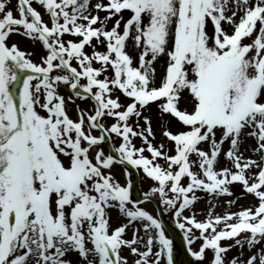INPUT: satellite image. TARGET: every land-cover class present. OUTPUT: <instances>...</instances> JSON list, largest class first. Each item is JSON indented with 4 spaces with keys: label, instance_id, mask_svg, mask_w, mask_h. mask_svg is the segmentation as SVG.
Wrapping results in <instances>:
<instances>
[{
    "label": "rangeland",
    "instance_id": "1",
    "mask_svg": "<svg viewBox=\"0 0 264 264\" xmlns=\"http://www.w3.org/2000/svg\"><path fill=\"white\" fill-rule=\"evenodd\" d=\"M26 1L38 11L41 29L56 28L57 35L49 41L60 51H67L75 43V34L89 38L98 31L115 33L107 39L91 37L77 58L85 69L97 67L101 71L100 77L89 72L79 78V84L100 96V123L106 130L114 133L124 127L121 95L126 99L140 94L154 96L170 83L174 88L161 102L168 100L170 110L182 120L204 117L193 128L180 126L178 121L169 125L164 103L159 107L161 102L157 101L147 109L139 107V115L133 117L134 125L137 123L141 129L149 121V133L143 138L121 140L114 135L113 146L120 157L130 159L124 154L132 149L133 157L141 158L149 171L165 172L170 177L162 178L167 183L161 187L157 179L138 170L139 195L156 198L166 219L178 225L182 221L188 225L185 219H193L198 229L221 218L228 227L250 221L255 207L262 203L259 193L248 191L257 181L263 162L264 114L256 113L252 106L241 112L253 96L256 67L264 55V0ZM134 2L137 12H143L141 18H132L126 26L128 39L109 55L106 44L117 39L122 25L110 17L108 10L102 14V5L133 6ZM254 11L259 12L261 19L258 27L251 31L252 22L245 42L232 46V36ZM0 23L4 24L0 32V57L4 55L3 62L0 58L4 65L0 89V248L7 232L6 222L11 218L13 256L9 253L8 264H96V247L91 242L97 239L98 248L105 252L109 238L116 242L113 255L118 264H139L147 247L144 233L154 252L160 247L161 242L157 241H167L170 249L178 251L173 241L151 224L149 216L135 217L145 212L156 218L154 205L137 204L127 193L134 174L108 158L107 146L90 127L95 105L76 98L68 90L65 84L72 82V77L56 60H51L44 37L33 29L18 0H0ZM6 32L12 35L7 38ZM117 54L125 59L122 66L111 69L103 63L105 56L116 62ZM44 60L50 62L48 72H44ZM19 71L23 73L18 80L20 85L15 82L22 74ZM170 72L177 73L175 84L169 79ZM118 85L132 93L123 95ZM255 103L250 101V105H263L264 96L261 94ZM202 106L208 108L205 116ZM15 117L20 121L19 127L7 128L15 123ZM194 131L190 137L194 144H185L189 145L185 163L171 161L173 142ZM252 148L256 149L257 158H252ZM249 159L256 163L253 165ZM179 167L192 169L193 184L187 178L174 189L173 173ZM195 181L207 185L200 187ZM103 182L105 186L99 187ZM42 192L46 194L40 203L37 195ZM251 198L255 200L249 207ZM198 229L194 235L191 233L196 237L192 238L197 243L196 252L201 239H209ZM236 241L224 243L227 247L238 243L224 256L227 264H244L251 258L254 262L250 264H264V230ZM155 242L158 247L152 245ZM208 253L202 255V264L209 263Z\"/></svg>",
    "mask_w": 264,
    "mask_h": 264
},
{
    "label": "bare ground",
    "instance_id": "2",
    "mask_svg": "<svg viewBox=\"0 0 264 264\" xmlns=\"http://www.w3.org/2000/svg\"><path fill=\"white\" fill-rule=\"evenodd\" d=\"M250 150L252 151V158H257L258 155H256V149L255 148H252ZM251 201H254V198H252Z\"/></svg>",
    "mask_w": 264,
    "mask_h": 264
}]
</instances>
